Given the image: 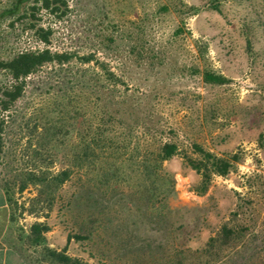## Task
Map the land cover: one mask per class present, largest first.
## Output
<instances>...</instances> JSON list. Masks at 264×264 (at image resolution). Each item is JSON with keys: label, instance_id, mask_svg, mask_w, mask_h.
Here are the masks:
<instances>
[{"label": "rangeland", "instance_id": "374dc122", "mask_svg": "<svg viewBox=\"0 0 264 264\" xmlns=\"http://www.w3.org/2000/svg\"><path fill=\"white\" fill-rule=\"evenodd\" d=\"M214 3L220 10L212 8ZM69 7L62 19L40 14L41 23L53 29L48 47L94 53L121 81L114 88L95 62L74 60L62 70L46 65L28 78L16 106L0 112L6 121L0 185L11 189L12 240L18 251L29 264H48L26 239L38 220L50 226L45 235L53 248H64L70 233L88 235L72 239L67 252L90 264H206V257L190 256V250H203L230 221L243 237L211 264H264V150L258 143L264 132V0H69ZM28 47L45 44L29 34L13 36L0 48V58ZM206 67L230 81L206 83L197 72ZM5 82L0 74V85ZM83 89L94 129L109 116L106 106L115 109L109 127L128 160L123 174L106 191L91 180L95 172L76 169L51 211L37 205L31 213L36 188L18 190V175L36 162L28 146L30 130L64 96ZM78 140L74 132L53 170L66 167ZM161 141L187 150L196 142L221 156L239 152L242 160L227 176H214L199 195L195 188L201 176L175 156L163 164L176 180L174 191L155 203L142 196L132 154L137 146L151 150ZM91 189L95 207L87 193Z\"/></svg>", "mask_w": 264, "mask_h": 264}, {"label": "trees", "instance_id": "16d2710c", "mask_svg": "<svg viewBox=\"0 0 264 264\" xmlns=\"http://www.w3.org/2000/svg\"><path fill=\"white\" fill-rule=\"evenodd\" d=\"M212 8L220 10L219 5L215 3ZM188 9L194 13L198 10L196 6H189ZM69 10V0H0V29L6 26L0 48L9 44L13 36L24 34H29L45 44L42 49L28 47L16 51L11 57L0 58V74L7 77V82L0 85V112H9L16 106L25 95L28 78L46 65L62 70L74 60L81 64L95 62L114 88L121 81L116 73L105 62H101L94 53L53 51L48 47L53 29L41 23L40 14L46 12L55 19H62ZM248 47L252 49L250 40ZM197 72L202 73L203 80L209 84L221 85L230 81L225 75L207 67L202 72L197 69ZM84 76L85 71L78 78L82 80ZM83 92L84 89L78 94L75 93L74 97L64 96L60 106L48 111L42 121L36 120L30 130L28 146L36 162L33 167L18 175V190L23 192L31 185L36 188V195L32 198L31 207L28 209L31 213L35 212L37 205H42L43 210L51 211L59 190L72 178L76 169L95 172L91 180L100 182L106 191L110 190L113 182L118 181L120 174H123V167L128 160L123 159L120 139L115 138L109 127L111 126L109 119L115 117L113 116L115 109L106 106L104 109L109 116H102L97 128L94 129L93 124L89 125L88 122L89 105ZM5 122L4 118L0 119V157L5 145L3 137ZM74 132H77L79 140L74 141L69 149L67 154L69 163L59 171L53 170L60 152L67 146L69 148ZM258 143L264 150V132L259 134ZM175 156H181L184 163L201 176L200 183L195 188V192L199 195L208 191L214 176H227L242 160L239 152L221 156L196 142L192 144L191 150L181 149L175 141H161L151 150L137 146L133 151L132 161L139 175L142 196L146 200L156 203L158 199H166L174 191L176 180L164 171L163 164ZM102 186L100 188H103ZM3 189L11 202V189L7 185L3 186ZM87 193L92 202L91 206L95 207L98 200L94 197V190H88ZM49 230L50 226L46 221L37 220L30 226L26 235L29 244L40 252L42 260L47 261L48 264H90L83 258L72 256L67 252L68 244L72 239L81 241L88 238V235L81 232L70 233L67 237V245L57 249L47 244L45 233ZM242 237V229L233 226L230 221L225 222L218 233L209 238L203 250H190V256L201 254L207 258L206 264H211L220 252L235 246ZM175 264L186 263L182 260Z\"/></svg>", "mask_w": 264, "mask_h": 264}, {"label": "crops", "instance_id": "0c3cea01", "mask_svg": "<svg viewBox=\"0 0 264 264\" xmlns=\"http://www.w3.org/2000/svg\"><path fill=\"white\" fill-rule=\"evenodd\" d=\"M12 210L0 185V264H29L12 240Z\"/></svg>", "mask_w": 264, "mask_h": 264}]
</instances>
